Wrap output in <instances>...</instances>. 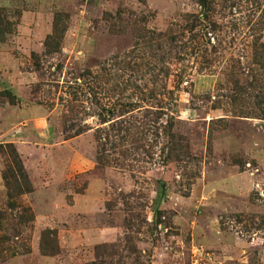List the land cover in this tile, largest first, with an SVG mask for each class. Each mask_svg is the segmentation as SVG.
Masks as SVG:
<instances>
[{"label": "rangeland", "instance_id": "rangeland-1", "mask_svg": "<svg viewBox=\"0 0 264 264\" xmlns=\"http://www.w3.org/2000/svg\"><path fill=\"white\" fill-rule=\"evenodd\" d=\"M0 13V264H264V0Z\"/></svg>", "mask_w": 264, "mask_h": 264}, {"label": "trees", "instance_id": "trees-1", "mask_svg": "<svg viewBox=\"0 0 264 264\" xmlns=\"http://www.w3.org/2000/svg\"><path fill=\"white\" fill-rule=\"evenodd\" d=\"M10 34L9 24L3 19L2 13H0V42L4 40L5 36ZM45 234H51V232L46 231ZM41 251L45 253V248L41 246Z\"/></svg>", "mask_w": 264, "mask_h": 264}]
</instances>
